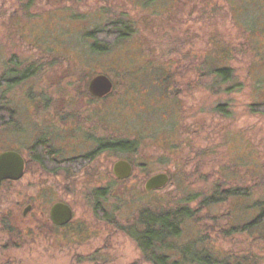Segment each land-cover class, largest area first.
<instances>
[{
	"label": "rangeland",
	"instance_id": "rangeland-1",
	"mask_svg": "<svg viewBox=\"0 0 264 264\" xmlns=\"http://www.w3.org/2000/svg\"><path fill=\"white\" fill-rule=\"evenodd\" d=\"M137 2L0 0V98L5 97L17 123V129L0 130V151L23 154L29 124L31 136L40 124V132L55 140L71 125L80 130L78 119L68 116L76 112L91 128L104 129L111 140L138 141L136 151L145 171L135 168L134 178L161 172L169 176L163 189L150 194L137 184L111 185L110 223L93 216L80 191L62 192L61 199L66 197L75 215L72 227L61 232L39 230L40 221L32 213L22 218L27 198H37L42 188L33 186L26 197L24 181L14 183V242L7 249L0 247V264H148L131 233L137 212L184 204L198 212L179 241L205 236L204 247L218 257L233 254L243 259L250 250L264 257L262 228L229 234L232 228L244 229L257 214L254 203L264 199V115L249 112L250 105L264 103V0H141L153 3L149 13ZM116 11L136 19L134 38L106 56L91 55L84 35ZM162 25L169 28L165 38L172 40L170 48L163 39L154 47V28ZM165 48L172 52L170 57H163ZM206 55L227 56L231 84L210 89L212 79L200 78V72L207 71ZM45 56L64 57L82 70L75 69L77 75L67 72V67L80 68L74 64L54 65L6 90L11 70L20 72ZM201 63L205 66L199 70ZM91 72L112 78L114 93L108 105L87 101L89 96L76 84L78 76L84 81ZM156 79L158 87L153 85ZM174 80L177 88L171 89ZM230 86L234 88L226 89ZM166 88L179 96L169 98ZM27 95L36 100L33 108L25 102ZM221 105L226 115L215 112ZM83 123L84 129H91ZM215 183L222 191L249 188L251 193L198 209ZM71 231L76 234L71 236Z\"/></svg>",
	"mask_w": 264,
	"mask_h": 264
},
{
	"label": "flooded vegetation",
	"instance_id": "flooded-vegetation-1",
	"mask_svg": "<svg viewBox=\"0 0 264 264\" xmlns=\"http://www.w3.org/2000/svg\"><path fill=\"white\" fill-rule=\"evenodd\" d=\"M156 21L157 20H155V22ZM162 23L163 22L160 21V24L158 23V25L160 26ZM154 30L156 35V37H154L156 46H159L158 43L161 39H163L162 41L165 43L168 42L169 38H165L169 31L167 26L162 25L159 28H154ZM158 32L163 35H158ZM157 37L160 39L157 40ZM163 52L165 56L172 54V52L167 49ZM70 68L67 71L69 73H73V71L76 73L75 69L78 70V68L75 67ZM53 69H55V67H53ZM90 74H92V72ZM98 75L106 76L112 84L111 93L102 98L93 97L88 90L89 82ZM111 79L112 78L108 75L97 72L95 76L86 78L84 81H78L76 84L79 85L81 90L89 96L87 101H90L95 105H97V103H99V105H108L106 102L109 101V97L112 95L114 89V82ZM43 99L44 98L42 97L41 101ZM35 101L36 100L29 95H27V99H25V102L30 104L31 107L33 106L32 102ZM57 116H59L60 119L61 117H65L64 115H60V113L57 114ZM68 116L79 120H77V123L79 122L78 126L81 128L80 130H77L75 126L71 125V129L65 131L66 133L62 134V136L58 135L60 139L55 140L57 138H51L49 134L40 132V124L36 127L37 129L35 128L36 134L32 133L31 136L30 133L33 131L29 124L28 129L26 128L27 140L29 138V141L26 143L23 154L7 148L0 151V154L10 151L16 152L20 154L23 159V174L19 180L0 181V220L1 222L4 221V226L0 229V247L7 249L12 246V243L14 242V230L10 224L12 222L10 219L12 218L13 213L11 200L13 198L12 188L14 183L24 181L26 197H29V191L33 186H40L42 188L41 192H37V198H27L26 207L24 211H22V218H26L32 213L40 221V226H37L39 230L46 231L47 229H50L53 232H61L68 231L69 228L72 227L75 215L74 209L67 199H65L66 197L61 199L62 192L69 194L70 190L80 191L93 216L102 222L110 223L109 219L111 220V217L107 209V200L111 195V185L115 184L118 186H124L127 183H132L142 186L144 190V184L146 181L150 177L160 174H144L145 176L142 175L141 177L134 178L136 165L139 169L145 171V165L139 162L138 155H135L134 160H132L133 158L131 156L125 158L111 156L113 153L124 154L110 149L109 137L104 129L97 130L91 128L92 126L89 121L76 112H72ZM84 121L87 122L88 127L90 126V130L84 129ZM92 124L95 128L96 123ZM120 161L128 163L131 167V173L126 179H121L114 175L113 167ZM46 186H51V188H46ZM50 190L53 192L52 194H50ZM152 192L155 191L147 192L144 190V193L147 194ZM105 193L106 196H104ZM34 198L36 199V202H39L35 203ZM56 204H62L68 207L71 211V219L64 225H56L51 220V210ZM73 230H75V228L72 229V231ZM72 231L69 233L71 236L76 234ZM2 257V253L0 252V258ZM228 260L231 261V259ZM251 261H254V259H244V262L246 263ZM256 261L259 264H264V257L256 259Z\"/></svg>",
	"mask_w": 264,
	"mask_h": 264
},
{
	"label": "trees",
	"instance_id": "trees-1",
	"mask_svg": "<svg viewBox=\"0 0 264 264\" xmlns=\"http://www.w3.org/2000/svg\"><path fill=\"white\" fill-rule=\"evenodd\" d=\"M136 2L140 3L141 10H145L147 13H149L147 10H150L153 4L150 3L152 1H150L148 5L145 3L142 4L141 0H136ZM157 10L159 11L160 9ZM136 24V19H131L129 15L126 14V11H116L111 18L106 19L101 25H98L91 31H88V33L84 35L83 40L87 42V48L91 55L106 56L114 48L134 38L136 33ZM171 42L172 40H168L167 44L169 47L167 44H165V47L170 48L174 46V44H172L173 42ZM158 44L160 45L161 43L159 42ZM154 47L158 48L155 42ZM147 51L151 54L150 50ZM163 57L170 56L163 55ZM206 57H208V63L206 62L207 71H204L205 73L200 72V75H202L200 78L202 79V77H204L207 79L210 77L212 79V87H210V89H214L218 86L223 88L225 85L231 84L233 81V69L226 64L227 56L215 58L213 56L206 55ZM10 63L12 65H16V62ZM58 64H63L65 67L66 65L74 64V66L80 67L78 63L68 62L64 57H59L57 59L46 56L43 58H36L32 64L28 65L20 72H14L12 70L9 72V74L11 73V76L9 77L10 80H5L7 83V85H5L6 90L20 84L23 80H28L32 74H36L39 71L44 73L46 70L49 71V69H52L54 65L56 66ZM149 65L150 60L148 62V66ZM204 66L205 64L201 63V67H198V69L200 70V68H203ZM79 69H81V67L78 68V70ZM74 74L78 75L79 72L76 71ZM95 75L96 74H88L85 77L90 78ZM78 80L83 81V79L79 76ZM177 82L178 81L174 80L171 83V89L177 88ZM160 84V81L157 79L153 82V85H156L157 87ZM168 87L170 88V86ZM169 88H166L167 96L169 98L176 99L177 96H179V93L169 94ZM233 88L234 86H230L226 89L231 90ZM215 112L222 116L227 114L226 107L224 105L216 107ZM249 112L252 114L264 115V103L250 105ZM10 127H12V129H17L14 111H10V108L8 109L5 97H1L0 130H5ZM109 142L111 150L123 153L127 157L131 156L133 158L132 160H134L135 155H137V140L129 141L109 139ZM136 168H138L137 165ZM250 193L251 189L249 188H229L222 191L219 189V184L215 183V186H212L211 193L202 198V201H200V207H198V209L222 203L226 201L227 198H247L250 196ZM104 196H106V193ZM253 208L257 210V214L248 224L245 225V228H232V231L229 234H233L235 232H247V229L255 230L257 228H262L264 230V199H260L258 203H254ZM250 210L253 211L252 208H250ZM197 212V208L192 209L186 207L185 204L173 209L167 208L158 211L149 208H141L137 212L135 224L131 226V233L134 235L133 240L140 252L141 258L148 264H259L256 259H259L261 255L253 253L251 250L245 257H243V259H239L233 254L218 257L209 251V249L204 247L203 243L208 240L205 236L201 239L179 241L184 231L183 228L188 222H190V220H195ZM262 234L264 235V232ZM246 258H253L254 261L246 263L244 262V259ZM228 259H231V261Z\"/></svg>",
	"mask_w": 264,
	"mask_h": 264
},
{
	"label": "water",
	"instance_id": "water-1",
	"mask_svg": "<svg viewBox=\"0 0 264 264\" xmlns=\"http://www.w3.org/2000/svg\"><path fill=\"white\" fill-rule=\"evenodd\" d=\"M88 90L93 97L102 98L112 91L110 80L104 75L94 77L88 85ZM114 175L121 179H126L131 173V167L126 162H118L113 167ZM23 174V159L16 152H5L0 154V181L19 180ZM169 182L165 173H160L150 177L144 184L147 192L163 189ZM51 220L56 225H64L71 219V211L62 204H56L51 210Z\"/></svg>",
	"mask_w": 264,
	"mask_h": 264
}]
</instances>
